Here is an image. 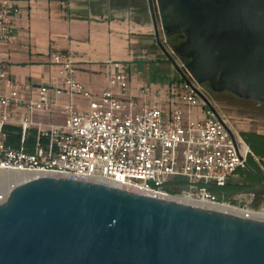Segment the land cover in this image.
Returning <instances> with one entry per match:
<instances>
[{
	"label": "water",
	"instance_id": "obj_1",
	"mask_svg": "<svg viewBox=\"0 0 264 264\" xmlns=\"http://www.w3.org/2000/svg\"><path fill=\"white\" fill-rule=\"evenodd\" d=\"M197 85L264 104V0H148ZM205 102V98L200 96ZM262 185L264 174L245 166ZM0 264H264V221L159 195L56 175L12 187L0 203Z\"/></svg>",
	"mask_w": 264,
	"mask_h": 264
},
{
	"label": "built area",
	"instance_id": "obj_2",
	"mask_svg": "<svg viewBox=\"0 0 264 264\" xmlns=\"http://www.w3.org/2000/svg\"><path fill=\"white\" fill-rule=\"evenodd\" d=\"M19 14L0 1V45L16 39ZM47 60L59 83L11 80L0 63V173L56 175L166 198L164 185L181 178L199 200L217 203L209 188L238 178L253 157L184 64L175 62L182 76L172 85L132 95L126 64L104 62L106 88L93 93L78 81L70 54L51 52ZM242 211L247 219L258 213Z\"/></svg>",
	"mask_w": 264,
	"mask_h": 264
},
{
	"label": "crops",
	"instance_id": "obj_3",
	"mask_svg": "<svg viewBox=\"0 0 264 264\" xmlns=\"http://www.w3.org/2000/svg\"><path fill=\"white\" fill-rule=\"evenodd\" d=\"M7 1L20 10L16 39L9 45H0V63L6 66L11 80L59 83L58 70L47 60L51 52L70 54L75 65L89 70H98L106 61H137L134 53L142 40L139 34L145 31L142 23L129 17L127 6L110 8V0ZM78 78L86 84L85 78ZM174 82L175 79L167 85ZM138 85L129 82L130 94H136ZM105 88L104 80L99 89H86L99 93Z\"/></svg>",
	"mask_w": 264,
	"mask_h": 264
},
{
	"label": "rangeland",
	"instance_id": "obj_4",
	"mask_svg": "<svg viewBox=\"0 0 264 264\" xmlns=\"http://www.w3.org/2000/svg\"><path fill=\"white\" fill-rule=\"evenodd\" d=\"M152 1L154 2V0ZM120 5L123 7L127 6L128 9L126 12L130 13L129 17H131L134 21L143 24L142 28L143 31H145V34H139V36L142 37V40H140V47H138V51L134 53L137 57L136 62H115L127 65L129 72L128 81L131 85L139 84L138 86L140 87H147L148 85L167 86V84L173 82V80L177 78V72L174 69L172 63L162 54L156 44L153 35L148 0H110V8H116ZM154 12L160 44L174 62L184 64L182 60L172 54L173 45L170 43V40L173 35L167 36L162 31L164 24L157 16L155 4ZM75 70L77 77H81V79L85 78L87 80L86 84H84L80 78H78L80 83L85 88L91 86L94 89H99V87L102 86L104 80L107 81V72L104 65H101L98 70L84 69L75 65ZM203 88L205 90V96L210 101V104L218 111V113H220V115L224 117L231 130L238 137L240 133L244 132L264 135V104L239 100L226 92L213 94L205 86ZM75 100L81 107H85V101L81 100L80 98H76ZM56 121L58 120H52V122ZM253 159L257 164L260 165V162L257 158L254 157ZM8 175L10 174L0 173V179H5ZM230 181L232 183H238L239 177ZM261 189V186H257L249 190V192H254L258 194L257 196H259H256L252 201H249V198L245 195L248 192H242L230 195V197H217V200L219 201L217 203L228 204L232 207H236L245 211H264V195L261 194ZM240 194L245 196L238 197ZM179 196H187L191 197L192 199L199 200L196 193L188 192V190Z\"/></svg>",
	"mask_w": 264,
	"mask_h": 264
},
{
	"label": "trees",
	"instance_id": "obj_5",
	"mask_svg": "<svg viewBox=\"0 0 264 264\" xmlns=\"http://www.w3.org/2000/svg\"><path fill=\"white\" fill-rule=\"evenodd\" d=\"M172 35L173 37L171 38L170 43H172L173 47L183 41V37L181 35H178L176 31H174V34ZM239 136L242 142L249 148L251 154L253 155V157L248 156L246 165L254 172L258 174H264V135L244 132L240 133ZM16 139L17 136H10V140L15 141ZM254 157L259 160L260 165L255 162V160L253 159ZM237 174L239 176L238 183H232L231 181H229L224 187H210L209 190L217 197H230V195L249 192V190H251L253 187L260 186L259 181L246 169L239 170ZM187 188L188 184L181 178L173 179L170 182L166 183L163 187V189L170 196L182 195L187 190ZM257 195L258 194H256V196Z\"/></svg>",
	"mask_w": 264,
	"mask_h": 264
},
{
	"label": "bare ground",
	"instance_id": "obj_6",
	"mask_svg": "<svg viewBox=\"0 0 264 264\" xmlns=\"http://www.w3.org/2000/svg\"><path fill=\"white\" fill-rule=\"evenodd\" d=\"M5 179H0V197L1 199H4L8 192L10 191L11 187L16 186L19 182L33 178L35 176H38L37 174H23V173H9ZM44 175V174H41ZM46 175V174H45ZM169 200L185 204V205H190L202 209H207V210H213L221 213H225L228 215H233L236 217H244V212L240 210L239 208L232 207L228 204H218V203H211L203 200H196L192 199L191 197H180V196H171L168 197ZM251 219H255L258 221H264V211L258 212V213H252L250 215Z\"/></svg>",
	"mask_w": 264,
	"mask_h": 264
},
{
	"label": "flooded vegetation",
	"instance_id": "obj_7",
	"mask_svg": "<svg viewBox=\"0 0 264 264\" xmlns=\"http://www.w3.org/2000/svg\"><path fill=\"white\" fill-rule=\"evenodd\" d=\"M163 24L166 22V19H159ZM172 34H174V32H172V33H170V34H168L167 36H170V35H172ZM179 35V34H178ZM183 37V36H182ZM184 63V62H183ZM206 88H208V86H205ZM240 137V136H239ZM253 141V140H252ZM254 142V141H253ZM249 149V148H248ZM250 151V150H249ZM260 183V182H259ZM260 186L262 187V185L260 184Z\"/></svg>",
	"mask_w": 264,
	"mask_h": 264
}]
</instances>
